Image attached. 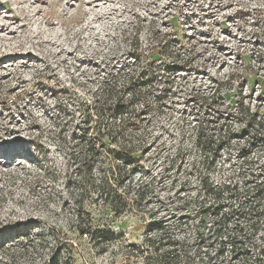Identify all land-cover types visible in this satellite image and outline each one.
Here are the masks:
<instances>
[{"label": "rangeland", "instance_id": "1", "mask_svg": "<svg viewBox=\"0 0 264 264\" xmlns=\"http://www.w3.org/2000/svg\"><path fill=\"white\" fill-rule=\"evenodd\" d=\"M92 1L0 0V264H264V0Z\"/></svg>", "mask_w": 264, "mask_h": 264}, {"label": "bare ground", "instance_id": "2", "mask_svg": "<svg viewBox=\"0 0 264 264\" xmlns=\"http://www.w3.org/2000/svg\"><path fill=\"white\" fill-rule=\"evenodd\" d=\"M96 1V0H95ZM95 1H92V2H95ZM16 153H11L9 152L7 155H6V158H10L12 159L14 156H15Z\"/></svg>", "mask_w": 264, "mask_h": 264}, {"label": "trees", "instance_id": "3", "mask_svg": "<svg viewBox=\"0 0 264 264\" xmlns=\"http://www.w3.org/2000/svg\"><path fill=\"white\" fill-rule=\"evenodd\" d=\"M115 108H116V112H117L118 107H115ZM79 235H80V236H86V233H84V232H80Z\"/></svg>", "mask_w": 264, "mask_h": 264}]
</instances>
